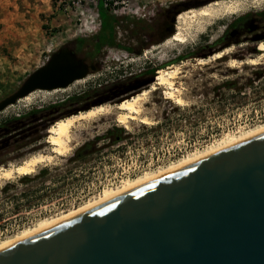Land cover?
<instances>
[{
    "label": "rangeland",
    "instance_id": "1",
    "mask_svg": "<svg viewBox=\"0 0 264 264\" xmlns=\"http://www.w3.org/2000/svg\"><path fill=\"white\" fill-rule=\"evenodd\" d=\"M136 1L140 7L137 15L126 13L133 4L131 0H123L119 5L123 14L106 11L117 19L114 39L120 47L104 46L95 60L99 68L88 74L84 81L66 92L35 91L29 101H17L0 112V125L17 119L4 126L8 130L0 138V168L17 165L34 154H46V128L85 104L64 105L58 111L49 106L66 102L93 88L118 82L128 84L124 80L129 74H138L147 67L181 66L175 86L185 104L176 106L171 100L164 99L163 89H158L148 92L139 104L141 116L150 122L147 125L131 121L126 127L120 126L113 114L80 123L71 132L70 152L55 156L50 163L38 166L27 175L48 169V175L41 179L46 189L28 197V203L21 199L18 207L0 198V242L40 220L74 210L106 188L152 173L183 157L204 151L227 136H238L264 124V58L255 65L229 66L231 61L238 63L256 58L258 44L251 38L240 40L238 44L230 45V53L222 58L197 64L199 59L206 60L222 49L216 46L232 20L264 12V0ZM202 1L205 2L193 4ZM214 2L219 6L213 5ZM182 3L191 5L185 9L179 6ZM229 3L237 6L227 12L222 5ZM207 5H213L216 15L208 20L195 16L193 21L199 23L192 21L190 28L183 26L187 43L169 41L171 35L163 31L164 26L170 24L164 14L167 10L173 11L168 14L174 16L173 29L179 14L198 11ZM99 22L97 17L93 27L79 28L76 17L71 12L57 9L55 0H0V101L14 93L53 53L61 48L71 51L70 43L76 38L96 36L100 30ZM144 43L143 48L139 47ZM124 47L130 51L122 49ZM180 56L186 58L175 63L170 61ZM260 74L262 77L258 78ZM153 83L139 91H122L110 104L148 91ZM227 83L234 85L228 88ZM112 128L122 129L121 141L109 145L111 138L99 140L96 145L100 149L95 155L81 161H69L79 146L103 136ZM62 177L64 183L60 180ZM19 178L2 180L0 187L6 183L15 184ZM35 186V183L18 184L9 190L8 196L23 190L33 194Z\"/></svg>",
    "mask_w": 264,
    "mask_h": 264
},
{
    "label": "water",
    "instance_id": "2",
    "mask_svg": "<svg viewBox=\"0 0 264 264\" xmlns=\"http://www.w3.org/2000/svg\"><path fill=\"white\" fill-rule=\"evenodd\" d=\"M87 75L61 48L0 101V112ZM0 264H264V131L1 246Z\"/></svg>",
    "mask_w": 264,
    "mask_h": 264
},
{
    "label": "bare ground",
    "instance_id": "3",
    "mask_svg": "<svg viewBox=\"0 0 264 264\" xmlns=\"http://www.w3.org/2000/svg\"><path fill=\"white\" fill-rule=\"evenodd\" d=\"M254 1H260V0H254ZM213 5H216L218 7V3L214 2ZM213 5H207L206 7H203L202 9H199L198 11L195 10H189L188 12L181 13L176 18V25L173 28V32L171 34V37L169 38V41H174L179 44H185L186 42V35L182 31V27L185 26L190 28L193 21V18L195 16L201 18L202 20H208L211 17H214L216 15V11H214ZM236 3H229L222 5V8L225 9V11L230 12L233 9L236 8ZM190 14V15H189ZM198 18V19H199ZM200 19V20H201ZM194 20L193 22H195ZM199 23L198 21H196ZM195 22V23H196ZM200 25V24H199ZM180 26V27H179ZM202 29V26L199 28ZM191 30V29H190ZM188 37V36H187ZM188 41V40H187ZM171 43V42H170ZM257 51H259V54L256 58L249 59L246 62H238L235 63L234 61H231L229 66L233 67L236 64L242 65H255L258 63V60L261 58H264V42H260L257 45ZM230 48H225L223 51H218L214 53L211 57L208 59H199L197 61V64L204 65L208 62L218 60L225 56L226 54L230 53ZM180 67L181 66H171L167 67L165 69H159L156 73V78L154 83L150 86L148 91H144L140 94H137L135 96H132L128 99H124L121 101H118L114 103L113 105L110 104H103L99 106H95L90 108L89 110L79 112L77 114L65 116L53 123L47 130H46V140L45 143L48 144V150L47 153H39L34 154L23 160L21 163L17 165H8L7 167H1L0 168V181L2 180H10L13 177H23L32 174L35 169L38 166L48 164L52 161V159L55 156H64L66 153L70 152L71 147V132L72 130L78 126L80 123L83 122H90L93 120L98 119L99 117H104L109 114H113L115 122L120 125L126 127L127 124L131 121H138L141 124L147 125L149 124V120L141 116V109H140V102H142L145 98V95L148 92L155 91L158 89L164 90V99L171 100L176 106H182L184 105V100L181 97L180 90L175 86V80L178 78V74L180 73ZM78 80L74 81V83L70 84L68 88L63 89H56L51 92H59V91H65L72 86H76V84H79L80 82L84 81ZM68 91V90H67ZM44 92V91H42ZM66 92V91H65ZM35 92L27 95L26 97L19 99V101H29L31 99V96L33 98V94ZM48 93V92H47ZM50 94V93H49ZM114 112V113H113ZM264 131V124L248 130L238 136H227L224 138L220 143L213 145L209 148H207L204 151L196 152L192 155H188L186 157H183L171 164H169L166 167L160 168L152 173H145L141 176H137L133 179L124 180L119 185L111 188H106L103 191H101L96 197L89 200L88 202L83 203L79 207L75 208L74 210H69L66 213H62L61 215H57L48 219H43L38 221L34 226L26 228L13 236L3 240L0 242V247L12 242L18 238H21L23 236H26L32 232L38 231L41 228H44L54 222H57L59 220H62L68 216H71L73 214H78L85 208L92 206L112 195H115L117 193L123 192L129 188H132L134 186H137L143 182L149 181L151 179H154L158 176H161L165 173H168L172 170H175L181 166H184L186 164H189L195 160H198L200 158H203L209 154H212L222 148H225L229 145L235 144L243 139H246L250 136H253L259 132Z\"/></svg>",
    "mask_w": 264,
    "mask_h": 264
},
{
    "label": "flooded vegetation",
    "instance_id": "4",
    "mask_svg": "<svg viewBox=\"0 0 264 264\" xmlns=\"http://www.w3.org/2000/svg\"><path fill=\"white\" fill-rule=\"evenodd\" d=\"M172 12H173L172 10H170V11L167 10L166 13H164L166 18H167L166 20L169 21V23H170L168 26H164L163 31H165V32L169 31L173 27L171 22H172V19H174V16L171 17L170 15H168ZM163 31L161 30V33H163ZM263 35H264V12H262L260 14H257V13L248 14L244 17L235 18L234 20H232L229 23L226 34L221 38V40L219 41V43L216 47L222 48L223 46H225L227 44L235 43V42L240 41V40L247 41V39H250V38L252 39L251 40L252 42L259 44L260 42H264V39L261 38L258 41H253V38L257 37V36H263ZM97 44H98V42L95 39V36L92 38H88V39L76 38L75 40H73L70 43L71 51L73 53H75L77 55V58L87 66L88 74L96 71L97 68H99V66H100V65L95 64V60H96L97 55H99L101 53V50L104 46H101L99 48L96 46ZM144 45H146V44L145 43L140 44L139 47L143 48ZM170 61L172 63L173 62H179V60L176 61V58H174L173 60H170ZM167 63H169V62H167ZM163 67H164V64H161L159 66L154 65L152 67H147L146 69L139 71L138 74H132L131 73V74H129L128 78L126 80H124V81H127L128 84L118 82L116 84H111V85H114L113 88H111V89L109 88L111 85H109V86L106 85L104 87L97 88V89L93 88L89 92H85L88 94H84V96L80 100L69 102L68 106H75L76 107L77 104H83V103L85 105H88L90 103L97 102L98 100H104V99H108L109 102H112L116 98L117 94H120L122 91L124 92L127 88L133 87V86L137 85L138 83H141V82L148 80L150 78H153L155 81L157 71L159 69H162ZM144 87H148V86H142V87H139L135 90H130L127 92L131 93V92L139 91L140 89H142ZM95 90H98V92L93 93V91H95ZM113 90H116V91H113ZM52 91H54V90H52ZM44 92H46V91H44ZM63 106L64 105H62V104H53V105L49 106V109L58 111ZM82 107H79V108H82ZM79 108L76 107L75 110L79 109Z\"/></svg>",
    "mask_w": 264,
    "mask_h": 264
},
{
    "label": "trees",
    "instance_id": "5",
    "mask_svg": "<svg viewBox=\"0 0 264 264\" xmlns=\"http://www.w3.org/2000/svg\"><path fill=\"white\" fill-rule=\"evenodd\" d=\"M97 12H98V17L100 19V30H99L98 34L95 36V39L98 42V44L96 46L99 47V48L101 46L120 47L118 44H116L115 39H114L115 38V28H116L117 19L115 17L111 16L110 14H108L103 9L102 0H99L98 3H97ZM119 28L124 29L122 25H119ZM238 43H239L238 41L235 42V43H230V44H227V45L223 46L222 48L230 46L232 44H238ZM122 49L130 51V49L127 48V47H124ZM209 55L210 54H208V56ZM185 58H186L185 56H180V57H177L176 61L183 60ZM173 63H175V62H173ZM260 77H262L261 74H260V76H258V78H260ZM233 85H234L233 83H227L226 84V86L228 88H232ZM113 86L114 85H111L109 88L111 89V88H113ZM96 92H98V90L93 91V93H96ZM84 94H88V93H82L80 96L71 98V99L67 100L66 102L59 103V104L68 105L69 102L80 100L84 96ZM70 114H67L65 116H68ZM65 116H63V117H65ZM13 121H17V119L12 120V121H7L5 124L0 125V138L2 137V135H6L7 134V130L8 129L4 128V126L6 124H9V123L13 122ZM120 132H122V129H120V128H112V129L107 130L103 136L95 137L93 140L83 143L81 146H79L73 152V155L69 159V161H81V160H84V159H86V158H88L90 156L95 155L98 152V150L100 149L96 145V143L99 140H103V139H108L109 140L111 138V140H109V145L116 144L117 142L121 141V139H122L120 137V135H119ZM48 173H49L48 169H42V170H39L36 174H34L32 176H23V177L19 178L16 181L15 184H10V183L4 184L3 186L0 187V198L3 199V200L4 199L8 200L9 203H13V205L15 207H18L21 199H26V201H27L26 203H28V199H27L28 197L35 196L36 192L38 190L41 191V190L47 188L43 184V182H41V179H43L46 175H48ZM60 180H61L62 183L65 182V178L64 177H62ZM29 183H35L36 184V186L33 187L34 188L33 194L28 193V192L26 193L23 190V191L19 192L18 194H13L11 196H8L9 190L10 189H15L18 184L20 186H26Z\"/></svg>",
    "mask_w": 264,
    "mask_h": 264
},
{
    "label": "built area",
    "instance_id": "6",
    "mask_svg": "<svg viewBox=\"0 0 264 264\" xmlns=\"http://www.w3.org/2000/svg\"><path fill=\"white\" fill-rule=\"evenodd\" d=\"M99 0H55L56 8L68 13H72L78 21L79 28L93 27L94 19L98 17L97 3ZM133 4L126 13L137 15L140 7L137 5L136 0H131ZM123 0H102V7L110 14H123L119 5ZM100 26V22L98 24ZM94 29V28H93Z\"/></svg>",
    "mask_w": 264,
    "mask_h": 264
}]
</instances>
